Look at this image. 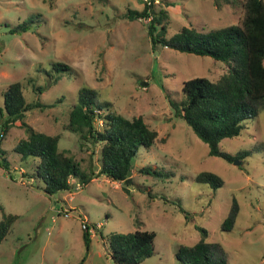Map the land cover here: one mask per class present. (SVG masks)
<instances>
[{"label":"rangeland","instance_id":"1","mask_svg":"<svg viewBox=\"0 0 264 264\" xmlns=\"http://www.w3.org/2000/svg\"><path fill=\"white\" fill-rule=\"evenodd\" d=\"M144 2L53 0L50 6L47 0H0V101L7 85L20 80L27 101L54 102L27 110L24 120L35 130L61 133L58 147L86 171L98 172L99 145L88 154L79 149L78 134L62 127L81 86L96 88L100 99L126 117L142 115L158 132L153 144L139 146L126 179L96 173L87 183L70 179L69 189L48 194L36 174L38 157L13 149L26 128L9 127L0 139V220L6 213L18 217L0 242V264H90L81 219L89 227L100 224L92 237L91 264H113L109 234L136 228L155 232L153 252L140 264H183L175 252L202 237L198 226L207 229V241L219 244L227 264H264V103L237 135L219 142L222 150L244 155L232 161L210 155L207 143L175 115L171 101L184 98L186 78L216 80L227 64L154 43L149 21L127 16ZM243 2L159 0L155 7L168 11V37L184 25L207 30L240 22ZM58 60L68 69H54ZM205 170L223 183L198 181L196 174ZM234 203L233 226L223 229Z\"/></svg>","mask_w":264,"mask_h":264},{"label":"trees","instance_id":"2","mask_svg":"<svg viewBox=\"0 0 264 264\" xmlns=\"http://www.w3.org/2000/svg\"><path fill=\"white\" fill-rule=\"evenodd\" d=\"M234 3L236 0H214ZM50 6L53 0H47ZM156 3L144 2L139 10L128 9L131 18H147L148 33L152 41L163 46L209 55L224 60L226 68L219 78L211 80L205 76L186 78L182 84L184 98L180 102L171 101L175 115L180 116L208 145L210 155L232 161L245 151L230 154L222 150V138L237 135L244 127V120L257 114L264 103V0H244L240 22L200 30L193 26H182L166 37L169 14L166 8L155 7ZM26 29L24 21L20 26ZM54 69H68L63 61H53ZM60 99L57 98V100ZM51 103L39 100L27 101L20 80L10 82L2 93L0 101V139L6 130L16 124L26 128L27 135L19 138L13 149L23 157H38L36 174L43 180L44 192L53 194L69 189L70 179L78 178L82 183L90 181L96 173H104L113 180H124L127 171L132 170V159L140 145H151L158 132L150 127L142 115L126 117L117 111L112 102L100 99L94 87L81 86L76 101L68 112L64 129L78 134L79 149L88 154L99 145V170H85L79 159L58 147L61 133H47L35 130L25 120L26 111L35 107L43 109ZM143 167L141 170H146ZM195 178L200 182L219 187L223 180L212 171H201ZM237 205L234 203L223 219L221 227L233 226ZM16 213H6L0 220V242L9 233ZM202 237L192 245H180L175 252L183 264H227V259L218 243L205 238L207 229L198 226ZM155 232L136 228L132 231H113L109 234V254L114 264H140L153 252ZM90 232L83 229V241L89 248Z\"/></svg>","mask_w":264,"mask_h":264},{"label":"built area","instance_id":"3","mask_svg":"<svg viewBox=\"0 0 264 264\" xmlns=\"http://www.w3.org/2000/svg\"><path fill=\"white\" fill-rule=\"evenodd\" d=\"M146 3H151V1H153L154 3H158L159 2V0H144ZM150 17L151 16H148L146 19L147 20H149L150 19ZM76 186H77V188H79L80 186H81V184L80 183H76ZM61 212H63L65 215H69L70 214V210H68V209H61L60 210ZM78 216H80L79 214H78ZM82 220V222H81V225H82V228L83 229H87L89 232H90V234L91 233H94V231H95V228H97L100 224L98 223V224H96L95 226H93V225H91L90 227H89V225H88V223H87V221L85 220V219H81Z\"/></svg>","mask_w":264,"mask_h":264},{"label":"crops","instance_id":"4","mask_svg":"<svg viewBox=\"0 0 264 264\" xmlns=\"http://www.w3.org/2000/svg\"><path fill=\"white\" fill-rule=\"evenodd\" d=\"M46 193V192H45ZM50 205H53L52 203L50 204ZM51 207V206H50ZM57 210V209H56ZM58 214H59V212H58ZM17 219V218H16ZM15 219V220H16ZM93 233H91L90 234V242H89V248L88 249H86L87 250V252H86V258H87V260L89 259V258H91L90 259V261L88 262V263H92V256L94 255L93 253V250H92V245H93V242H92V237H93ZM82 238H83V231H82ZM84 243V242H83ZM109 256H110V254H109ZM110 258H111V256H110ZM79 264H87V263H85V261H83L82 260V262H80ZM114 264V263H113Z\"/></svg>","mask_w":264,"mask_h":264},{"label":"water","instance_id":"5","mask_svg":"<svg viewBox=\"0 0 264 264\" xmlns=\"http://www.w3.org/2000/svg\"><path fill=\"white\" fill-rule=\"evenodd\" d=\"M142 83H144V82H142ZM237 161V160H236ZM131 173V170H128L127 171V175H129Z\"/></svg>","mask_w":264,"mask_h":264}]
</instances>
